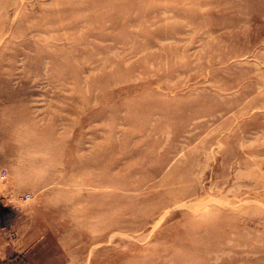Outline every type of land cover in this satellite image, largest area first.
<instances>
[{
  "label": "rangeland",
  "instance_id": "374dc122",
  "mask_svg": "<svg viewBox=\"0 0 264 264\" xmlns=\"http://www.w3.org/2000/svg\"><path fill=\"white\" fill-rule=\"evenodd\" d=\"M0 170V264H264V0H0Z\"/></svg>",
  "mask_w": 264,
  "mask_h": 264
},
{
  "label": "built area",
  "instance_id": "2783aa9c",
  "mask_svg": "<svg viewBox=\"0 0 264 264\" xmlns=\"http://www.w3.org/2000/svg\"><path fill=\"white\" fill-rule=\"evenodd\" d=\"M7 178V174L5 170H0V183L4 182ZM30 198L29 194H25L22 199L23 200H28Z\"/></svg>",
  "mask_w": 264,
  "mask_h": 264
}]
</instances>
